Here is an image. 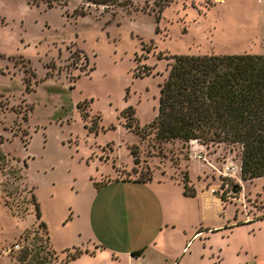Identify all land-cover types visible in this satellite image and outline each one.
Returning a JSON list of instances; mask_svg holds the SVG:
<instances>
[{
    "label": "rangeland",
    "instance_id": "1",
    "mask_svg": "<svg viewBox=\"0 0 264 264\" xmlns=\"http://www.w3.org/2000/svg\"><path fill=\"white\" fill-rule=\"evenodd\" d=\"M80 7L88 14L78 15ZM243 53L264 54V0H172L161 11L153 0L107 11L80 0H0V264H27L17 260L25 247L28 262L38 250L40 264H126L119 204H104L145 192L125 180L172 182L165 194L176 208L184 202L193 226L195 200L173 199L177 190L183 196L184 177L222 196L230 215L235 208L264 216V176L240 178L237 144L159 141L146 128L171 56ZM191 233L184 244L178 233L167 236L170 250L183 248L173 263L153 243L143 263L155 256L159 264H198ZM98 247L94 261L80 257Z\"/></svg>",
    "mask_w": 264,
    "mask_h": 264
},
{
    "label": "trees",
    "instance_id": "2",
    "mask_svg": "<svg viewBox=\"0 0 264 264\" xmlns=\"http://www.w3.org/2000/svg\"><path fill=\"white\" fill-rule=\"evenodd\" d=\"M28 1L50 7L65 5L69 0ZM80 1L107 11L132 7L136 0ZM171 1L153 0V3L161 11ZM76 12L83 16L89 11L80 7ZM171 59L167 76L159 86L157 112L146 126L147 132L154 133L159 141L178 139L204 146L237 144L240 178L252 180L264 176V54H181ZM128 114H133L132 108H128ZM188 182L184 177L183 193L194 195ZM238 188L235 184L233 189ZM36 217L40 218L37 205ZM39 224L45 226L43 221ZM47 238L49 240V236ZM29 251L28 247L21 249L17 260L40 264L43 257L38 250L28 262ZM141 252L134 251L132 255ZM78 255L75 252L68 258Z\"/></svg>",
    "mask_w": 264,
    "mask_h": 264
},
{
    "label": "crops",
    "instance_id": "3",
    "mask_svg": "<svg viewBox=\"0 0 264 264\" xmlns=\"http://www.w3.org/2000/svg\"><path fill=\"white\" fill-rule=\"evenodd\" d=\"M127 182L131 184L129 185L130 189L145 190V192L141 196L130 194L121 196V198L118 197V199L105 198L104 201V204L107 201L110 204L115 202L119 204L124 227V242L126 243L125 255L130 252L126 264H135V261H138L137 264H144L145 250L148 246H152L151 243L161 246L160 251L167 256L166 260L173 263V258L178 256L183 248L170 250L167 247L168 244L164 242L167 240V236H177L178 233V241L184 244L187 232H192L191 236L199 239V244L196 247L202 260L198 261V264H224L228 261V264L264 263V216H261L263 214L258 213V216H256L254 212L249 214L237 211L234 208V214L230 215L226 210L229 202L223 200L221 196L205 186L198 189L194 188V195L182 194L183 196H181L180 190H177V193L174 191L176 194L173 193L174 200L185 201L187 198L195 200L198 225L193 226L190 223V212L183 207L184 202L179 203L176 208L171 199L172 196L165 194L168 188L175 190L172 182L161 181L158 182L159 185H154L153 188L147 185V181L125 180L122 183ZM144 200L150 203L148 204L150 208L148 212L140 210L139 205ZM174 214L177 215V218ZM141 222L152 235L150 238L142 235L139 227ZM98 249L99 251L92 252V255L82 253L80 257L94 261L103 254L101 247H98ZM138 250H142L141 254L132 255V252ZM237 251L243 253L241 261L233 256ZM77 257L79 258V256ZM183 259L184 257H181L176 264L197 263V261L194 262L191 259ZM147 264H159V262L154 256L151 261L148 260Z\"/></svg>",
    "mask_w": 264,
    "mask_h": 264
},
{
    "label": "built area",
    "instance_id": "4",
    "mask_svg": "<svg viewBox=\"0 0 264 264\" xmlns=\"http://www.w3.org/2000/svg\"><path fill=\"white\" fill-rule=\"evenodd\" d=\"M198 155H200V154H198ZM197 155V156H198ZM199 158H200V156H198ZM236 169V167L234 166V165H226L225 167H224V170H226V171H233V170H235ZM211 191L212 192H214V190L213 189H211ZM19 248H20V245H19V243L18 242H15V243H13L12 245H11V247H10V249L8 250L10 253H12V252H14V251H17V250H19Z\"/></svg>",
    "mask_w": 264,
    "mask_h": 264
}]
</instances>
